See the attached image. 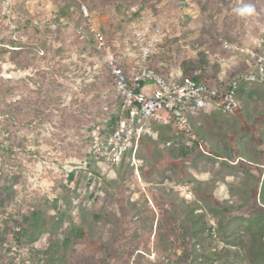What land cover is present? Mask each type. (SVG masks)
<instances>
[{
  "label": "rangeland",
  "instance_id": "rangeland-1",
  "mask_svg": "<svg viewBox=\"0 0 264 264\" xmlns=\"http://www.w3.org/2000/svg\"><path fill=\"white\" fill-rule=\"evenodd\" d=\"M14 9L16 39L0 15V264H264V83L239 88L237 111L188 116L209 156L156 121L133 165L128 153L106 164L86 143L89 127L118 112L107 61H131L132 25H160L149 64L162 73L226 80L243 61L222 41L254 46L264 0H14ZM51 15L67 23L31 22Z\"/></svg>",
  "mask_w": 264,
  "mask_h": 264
},
{
  "label": "built area",
  "instance_id": "built-area-1",
  "mask_svg": "<svg viewBox=\"0 0 264 264\" xmlns=\"http://www.w3.org/2000/svg\"><path fill=\"white\" fill-rule=\"evenodd\" d=\"M81 12L88 17V10L81 6ZM1 24L6 26L12 38L18 29V17L14 10V0H0ZM34 27L56 29L67 23L61 15H51L31 20ZM141 25H132V41L126 55L131 61L108 55L107 72L115 95L122 101L126 116L120 118L117 126L101 137L99 127L89 133V151L102 162L116 165L129 154L132 165L142 133L150 121L171 126L176 134H182L191 146L209 154L204 139L193 129L188 116L201 109H214L230 113L239 109L238 91L244 83H262L264 80V36L254 46H240L222 41V48L242 58L240 71L229 76L225 85L198 82L189 77L164 74L149 64L150 56L157 45L161 27L152 25L150 19H143ZM76 31L82 32V26ZM100 45L104 41L100 33L95 34ZM127 41V40H126ZM119 58V59H118ZM223 82V79H220ZM185 198L191 195L185 192Z\"/></svg>",
  "mask_w": 264,
  "mask_h": 264
},
{
  "label": "trees",
  "instance_id": "trees-1",
  "mask_svg": "<svg viewBox=\"0 0 264 264\" xmlns=\"http://www.w3.org/2000/svg\"><path fill=\"white\" fill-rule=\"evenodd\" d=\"M15 10V12H17V10L16 9H14ZM25 24H30V20H28V21H26L25 22ZM24 24V25H25ZM18 27H19V24H18ZM43 30V29H42ZM264 36V35H263ZM155 68V67H154ZM156 69V68H155ZM240 70H242L241 68L240 69H238L237 71H234L233 72V74L234 73H236V72H238V71H240ZM183 77H189V78H192L193 80H195V81H198V82H211V83H213L214 85H225L226 84V82H227V80H228V78L226 79V80H224L223 79V82L222 81H220V79L219 80H213V81H210V79H205L204 77H202V75H200V74H198V73H184V74H181ZM1 79V78H0ZM1 82H3V79H2V81ZM252 83H255V82H252ZM262 83H264V80H263V82ZM249 84H251V83H244L243 85H241L240 87H242V86H244V85H249ZM115 94V93H114ZM116 96V95H115ZM5 97V96H4ZM117 97V96H116ZM238 97H239V91H238ZM6 99V98H5ZM117 99H118V104H117V110H118V112H116V113H112V114H110L109 116H108V118L107 119H105V120H101V121H99L100 123L99 124H96V125H92L91 127H89V129H88V131H87V135H86V143H87V147H88V151H89V141H90V137H89V133L91 132V130L92 129H94V128H96V127H99V134L101 135V137H103V136H105V135H107L110 131H112L116 126H117V124H118V122H119V120H120V118H123V117H125L126 116V114H125V111H123V109H122V101L117 97ZM172 128V127H171ZM173 129V128H172ZM194 129V132L195 133H198L196 130H195V127L193 128ZM173 131H174V133H175V135H176V137H177V140L178 141H180V144L181 145H183L186 149H191V150H197V151H199L198 149H197V145H196V142L193 144V145H191V146H187L186 144H185V142L187 141V139L185 138V136L184 135H182V134H176V132H175V130L173 129ZM198 135V134H197ZM199 136V135H198ZM199 137H201V138H203L202 136H199ZM204 139V138H203ZM199 152H201V151H199ZM184 153V152H183ZM201 153H203V152H201ZM89 154L91 155V153H90V151H89ZM203 154H205V155H207V156H209L208 154H206V153H203ZM129 159V158H128ZM128 159H126V160H128ZM123 160H125V159H123ZM122 160V161H123ZM121 161V162H122Z\"/></svg>",
  "mask_w": 264,
  "mask_h": 264
},
{
  "label": "crops",
  "instance_id": "crops-1",
  "mask_svg": "<svg viewBox=\"0 0 264 264\" xmlns=\"http://www.w3.org/2000/svg\"><path fill=\"white\" fill-rule=\"evenodd\" d=\"M202 110L204 111L205 109L198 110V111H196L195 113L191 114L192 117L195 119V118L197 117L198 113H199V112H202ZM192 126H193V125H192ZM206 147H208V146H206ZM206 149H207V148H206ZM207 151H208V153H209L208 155H211L210 150L207 149Z\"/></svg>",
  "mask_w": 264,
  "mask_h": 264
}]
</instances>
